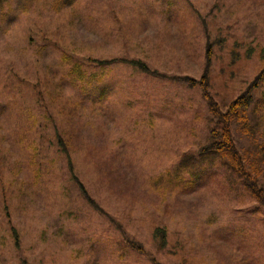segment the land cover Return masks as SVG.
<instances>
[{
    "label": "rangeland",
    "instance_id": "rangeland-1",
    "mask_svg": "<svg viewBox=\"0 0 264 264\" xmlns=\"http://www.w3.org/2000/svg\"><path fill=\"white\" fill-rule=\"evenodd\" d=\"M3 5L0 264H264L263 209L202 150L221 125L201 88L125 62L198 81L211 45L225 112L264 72V0ZM240 115L233 139L253 161L264 81Z\"/></svg>",
    "mask_w": 264,
    "mask_h": 264
},
{
    "label": "trees",
    "instance_id": "trees-1",
    "mask_svg": "<svg viewBox=\"0 0 264 264\" xmlns=\"http://www.w3.org/2000/svg\"><path fill=\"white\" fill-rule=\"evenodd\" d=\"M7 0H0V7H3ZM216 43V42H215ZM237 45V44H236ZM235 45V46H236ZM240 47V46H239ZM236 47L234 51L237 50ZM211 49L212 46L209 45L206 55L207 66L206 72L201 80H193L188 77H174L170 78L166 75L160 74L156 71H152L144 62L129 60L125 62L135 63L139 65L141 71H144L149 74L159 75L164 78L181 80L185 81L190 88H195V86H199L204 93V97L210 106L211 112L214 116H216L220 120L221 129L213 130L210 138V143L203 147V152H208L210 160H220L222 164L226 167H229L231 170L235 171L241 176L245 187L249 189L252 197L257 201L259 207L264 211V185H262L261 179V167L264 165V144H261L257 148V153L253 161H249L248 158H245L244 155L238 150L235 140L232 135V123L235 119L241 118V113H245L246 110L251 108L254 105L255 100V92L264 81V72H261L246 89L245 92L233 100L228 110L223 112L219 104H217L211 96L210 89L212 87L211 77ZM238 53H234L236 58H239ZM117 60H113L112 62H116ZM244 131H248L252 129L248 124H242ZM250 131V130H249ZM252 133V131H250ZM70 161V160H69ZM71 164V162H70ZM72 171V170H71ZM154 239L158 240L161 244V247L164 248L166 246V231L163 228H157L154 233ZM157 264V263H156Z\"/></svg>",
    "mask_w": 264,
    "mask_h": 264
}]
</instances>
